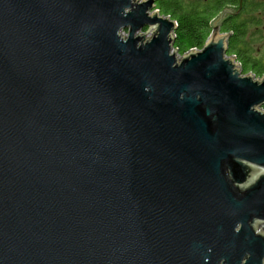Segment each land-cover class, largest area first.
<instances>
[{
  "label": "water",
  "instance_id": "water-1",
  "mask_svg": "<svg viewBox=\"0 0 264 264\" xmlns=\"http://www.w3.org/2000/svg\"><path fill=\"white\" fill-rule=\"evenodd\" d=\"M226 12L178 56L155 0H0V264H264V76Z\"/></svg>",
  "mask_w": 264,
  "mask_h": 264
},
{
  "label": "trees",
  "instance_id": "trees-1",
  "mask_svg": "<svg viewBox=\"0 0 264 264\" xmlns=\"http://www.w3.org/2000/svg\"><path fill=\"white\" fill-rule=\"evenodd\" d=\"M155 9L176 23L173 49L179 55L201 49L212 22L229 10L219 24V31L228 34L227 56L234 57L242 74L264 76V46L251 54L253 45L264 40V0H155Z\"/></svg>",
  "mask_w": 264,
  "mask_h": 264
},
{
  "label": "rangeland",
  "instance_id": "rangeland-1",
  "mask_svg": "<svg viewBox=\"0 0 264 264\" xmlns=\"http://www.w3.org/2000/svg\"><path fill=\"white\" fill-rule=\"evenodd\" d=\"M147 31V32H146ZM153 30H151L150 28L148 29L147 27L143 28L141 30V34H145L146 37H150L151 33ZM123 34H126V30L124 29ZM225 34V33H224ZM264 46V40L259 41L258 43H256L255 45H253V51L251 52L252 55H257V53L260 52V50L263 48ZM249 74V73H248ZM260 109H264V107H260ZM261 226H264V223H260Z\"/></svg>",
  "mask_w": 264,
  "mask_h": 264
},
{
  "label": "bare ground",
  "instance_id": "bare-ground-1",
  "mask_svg": "<svg viewBox=\"0 0 264 264\" xmlns=\"http://www.w3.org/2000/svg\"><path fill=\"white\" fill-rule=\"evenodd\" d=\"M124 36H125V34H124ZM189 52V51H188ZM187 53V52H186ZM178 56H179V54H178Z\"/></svg>",
  "mask_w": 264,
  "mask_h": 264
}]
</instances>
